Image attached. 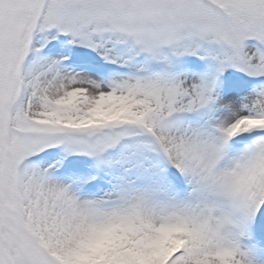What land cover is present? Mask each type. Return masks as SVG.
<instances>
[{"label":"snow or ice","instance_id":"obj_1","mask_svg":"<svg viewBox=\"0 0 264 264\" xmlns=\"http://www.w3.org/2000/svg\"><path fill=\"white\" fill-rule=\"evenodd\" d=\"M0 264H264V0H0Z\"/></svg>","mask_w":264,"mask_h":264}]
</instances>
